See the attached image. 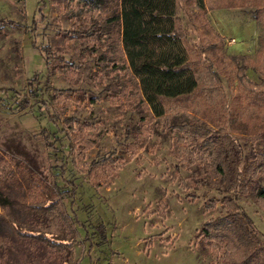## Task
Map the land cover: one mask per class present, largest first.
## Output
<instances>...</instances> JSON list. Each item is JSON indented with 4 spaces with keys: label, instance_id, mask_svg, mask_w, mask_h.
<instances>
[{
    "label": "rangeland",
    "instance_id": "rangeland-1",
    "mask_svg": "<svg viewBox=\"0 0 264 264\" xmlns=\"http://www.w3.org/2000/svg\"><path fill=\"white\" fill-rule=\"evenodd\" d=\"M180 3L201 86L217 85L220 93H208L209 100L198 94L154 119L131 95L122 55L113 61L105 38L93 32L99 19L93 0H0V20L14 22L0 27V264H216L226 250L203 227L232 212L226 203L232 190L210 168L181 158L186 133L173 125L191 124L187 143L198 156L202 151L190 143L208 139L260 161L264 128L255 127L264 122L244 93L261 74L248 68L239 83L229 58L253 54L256 5L204 13L194 0ZM44 45L54 54L48 64L38 49ZM35 78L42 95L21 109L13 90L27 95ZM222 103L238 114L247 110L229 119ZM250 179L237 202L264 253V200L257 197L264 173ZM65 180L76 186L65 202L74 244L55 250L39 237L50 236L47 205L59 199L53 182L64 189Z\"/></svg>",
    "mask_w": 264,
    "mask_h": 264
},
{
    "label": "trees",
    "instance_id": "trees-1",
    "mask_svg": "<svg viewBox=\"0 0 264 264\" xmlns=\"http://www.w3.org/2000/svg\"><path fill=\"white\" fill-rule=\"evenodd\" d=\"M199 10L219 8H242L255 4V22L257 39L251 56L230 55V60L236 66L239 83L245 80V71L255 68L261 74L260 83H250L252 89L245 91V101L248 108H255L256 119L264 122V0H194ZM93 8L99 19L93 24V32L107 42L106 54L116 62L118 54L126 63L133 93L138 101L149 111L152 118L162 119L168 108L193 102L198 94L206 100L211 99L208 93L215 92L217 96L220 87L201 86L200 71L190 58L191 52L184 38V32L179 22V12L182 10L180 0H93ZM11 20H0V27L12 25ZM222 45V44H221ZM46 64L54 56L48 45L38 48ZM61 59V57H58ZM255 66V67H254ZM219 83V77L215 78ZM33 85L27 95H20L13 90V97L21 109L30 106V100L42 95L39 87L41 81L32 79ZM127 81V80H126ZM244 82V81H243ZM255 89V90H254ZM221 95V94H220ZM219 95V96H220ZM225 103V102H224ZM46 106V105H44ZM187 107H192L188 105ZM229 112V119L243 116L246 108L230 109L229 105L220 106ZM47 106L45 110H47ZM257 110V111H256ZM216 117V116H215ZM218 113L217 119H223ZM233 119V120H234ZM214 122V120L212 119ZM186 134L185 140L179 138V153L184 160H191L219 176L232 196L226 200L228 209L232 211L226 216L208 220L203 230L208 237L224 243L226 250L221 253L216 264H264V253L257 246L255 236L249 229L252 224L249 216L241 209L237 197L244 194L251 175L256 171L264 173V154L260 161L249 162L243 159L242 151L233 144L223 145L219 140H202L191 144L202 154L189 149L188 132L192 130L190 123L173 125ZM262 126V125H261ZM255 127V130L263 127ZM44 138L49 147H53L49 133L44 130ZM64 189L53 182V189L59 199H55L47 208L52 211V223L47 235L39 237L44 244L55 250L69 249L74 244L75 221L68 214L65 202L73 199L75 184L72 180L64 181ZM257 197L264 200V186L257 190ZM0 195V201L3 202ZM226 204V205H227Z\"/></svg>",
    "mask_w": 264,
    "mask_h": 264
},
{
    "label": "built area",
    "instance_id": "built-area-1",
    "mask_svg": "<svg viewBox=\"0 0 264 264\" xmlns=\"http://www.w3.org/2000/svg\"><path fill=\"white\" fill-rule=\"evenodd\" d=\"M234 39H232V41H233Z\"/></svg>",
    "mask_w": 264,
    "mask_h": 264
}]
</instances>
